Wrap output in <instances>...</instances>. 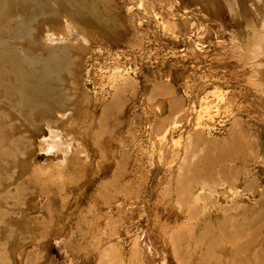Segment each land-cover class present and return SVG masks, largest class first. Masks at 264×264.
<instances>
[{
    "label": "rangeland",
    "instance_id": "obj_1",
    "mask_svg": "<svg viewBox=\"0 0 264 264\" xmlns=\"http://www.w3.org/2000/svg\"><path fill=\"white\" fill-rule=\"evenodd\" d=\"M8 5L3 16L16 23L38 11ZM115 13L121 31L135 30L117 46L86 26L68 31L43 7L27 30L0 28L4 81L16 64L9 49L28 57L48 28L71 35L76 85L88 105L101 102L92 116L121 122L111 132L80 121L77 152L110 147L127 174L111 186L109 175L63 166L46 132L26 148L12 135L36 137L44 113L32 110L30 127L0 94V264H264V0H120ZM114 81L123 105L107 112ZM84 108L74 116L91 115Z\"/></svg>",
    "mask_w": 264,
    "mask_h": 264
},
{
    "label": "bare ground",
    "instance_id": "obj_2",
    "mask_svg": "<svg viewBox=\"0 0 264 264\" xmlns=\"http://www.w3.org/2000/svg\"><path fill=\"white\" fill-rule=\"evenodd\" d=\"M182 1L185 3L188 2L197 3L200 2L201 0H182ZM12 3L13 4L18 3L24 6H31L38 11L39 10L41 11L42 7L44 8V10L46 8L47 15L53 18V20L57 22L58 20H63V23L66 25L65 27L68 28V31L69 30L71 31V29L77 31L75 26H80V25L86 26L89 29L96 30V32L100 33L101 34L100 41L109 43L111 46L112 45L117 46L118 44L129 42L130 38H128V36L130 37L131 35L135 34V30L133 28L130 29L128 28L126 30L121 31L120 28L121 25L117 23L115 6L120 4V0H10V2L8 1L5 3L1 1L0 28L1 29L6 28L13 33L16 32L18 33L23 28H26L27 30L26 27L27 23L35 20L38 11L31 12L32 14L31 17L26 19L23 16H19L17 18L18 22L16 23L14 19L8 20L5 19V17L3 16V12L5 10V9L3 10V8L9 6L8 4L12 5ZM53 5L59 9L58 12L49 11V8L52 7ZM45 32L46 34L41 40V44L43 45V48L39 47L37 49L38 50L37 54L34 55L31 54L28 57H24L19 54H15L14 51L16 50L9 49L13 51V56L12 57L10 56V58L14 63H16L13 67L14 71L8 74L10 77H12L13 80L11 81L0 80V94L2 95L1 98L8 104L9 108L13 110V113L23 118L30 127L33 126V121L31 118L32 114L30 112L32 110H40V112H43L44 115L42 116L41 121L44 123L45 125L44 127H46V129H42L41 127H37L36 129H34L35 131L34 135H36V137H31L32 135L30 136L31 138L25 136L23 137L22 135H12V137L13 138L15 136L17 137L16 140L14 139L15 141L19 140L18 137H21V139H23L22 140L23 143L26 145V148L32 150L36 148L38 144V140L36 138L41 137L43 142H47L46 139H44V133L46 132L47 135H49L50 137L49 138L50 141L58 142L60 143L61 146H63L62 149L58 150V152L62 156L61 163L64 164L63 166L67 167L68 164L75 163L76 166L84 167V169H88L90 172L92 171L90 175H92L93 178H95L96 175H98L99 173H102V175L105 176L109 175L108 177L109 180L107 181L108 185L111 186H116L117 184L121 185V182H123L121 179H125V175L127 174L125 173V171L123 172V167H121L120 164L119 165L116 164L115 166L112 165L111 162L112 154H113V151H111L112 148L110 149V147L107 146L103 147L99 143L95 144V147H91L90 149L87 147L88 150L87 148L84 149L82 147L84 149L82 150L83 151L82 153L84 154L81 155L84 156L81 157L80 153L77 152V150L79 151L80 149L79 147H81L82 145H80L79 141L78 142L75 141L74 138L75 137L74 135L85 136L87 134L88 131L87 128L82 129V126L79 125L80 121L81 124L95 121L97 122L100 128H101L100 125L103 124L109 125V127L111 126V130H110L111 132L116 127H118L119 124L121 126V122L119 123L118 120H115V117L114 116L111 117V115L110 116L103 115V117H98V118L96 117V119L95 117L92 116L95 113H97V109L99 108L98 103L101 102L96 103L97 100L94 99L91 100L92 102L90 103V105H88V102H86L87 96L83 91L84 88H82L81 90V87L80 86L78 87L76 85L78 83H81L80 82L81 76L71 73L72 70L71 67L72 64L75 62V59L73 58V56H71L72 51H70L72 48L71 43L72 42L74 43L75 41L71 39L70 41L67 38L70 37L71 35L70 36H67V34L59 35L56 32H51L49 28ZM93 42L94 40L88 41V43L90 44H92ZM2 45L3 44L0 41L1 48ZM78 52H80V50ZM10 58L3 60L6 61V63L11 66V63L13 62L11 61ZM5 71L7 73V70ZM120 80L121 79L119 78V81ZM124 81L125 80H123V82ZM116 82L114 81L115 84ZM82 83L84 84V87H86V84L84 82ZM125 84L126 83H124V86ZM117 86H115L116 89L113 88V93H114L113 98L111 100H107V102L105 101L104 102L105 105H103L102 102L103 107L102 106L101 107L106 111L107 109L108 111L109 110L114 111V108L115 110H117L118 108H121L123 105L122 97H120L121 95L120 93L121 91H123V87L121 86L119 87V84ZM9 92H12L13 96L15 95V97H19L25 93L24 101H26V104H24V102L22 103V105L21 103L19 104L15 103V101L13 100V96H11ZM27 94L29 95L28 98H27ZM87 106L92 112L91 115L84 114L85 115L84 118L82 116H78V117L74 116L75 111L77 109L79 108L85 109L84 107L87 108ZM25 112H29L30 114L27 113V115H25ZM58 125H60L62 132L66 134V137H64V135L61 136L62 132L58 133L55 132L52 128H50L51 126H58ZM9 127L10 126H6L7 129H9ZM7 129L3 130V132L7 131ZM102 130L101 133L97 131L95 132V134L99 133L101 139L105 138V136H109L105 130L104 131ZM35 139L37 140V142L35 141ZM90 139L91 138H89V140ZM78 143L80 146L77 145ZM125 160L126 158L123 157L119 162L124 164ZM93 162H95L94 167L91 166L93 165L92 164ZM91 169H94V171ZM41 194L44 195V193ZM41 197L43 198V196ZM136 197H138V195ZM108 199L110 202L113 203L117 201V198L113 195L109 196ZM119 201H121V204L123 205L127 203V199L124 198ZM106 205H108L109 207V204Z\"/></svg>",
    "mask_w": 264,
    "mask_h": 264
}]
</instances>
